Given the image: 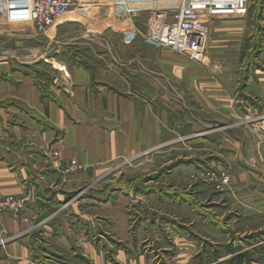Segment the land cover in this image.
<instances>
[{"label": "crops", "instance_id": "obj_1", "mask_svg": "<svg viewBox=\"0 0 264 264\" xmlns=\"http://www.w3.org/2000/svg\"><path fill=\"white\" fill-rule=\"evenodd\" d=\"M145 15L135 19L142 30ZM257 16L264 17V7ZM73 20L79 17L69 12L41 35L33 26L0 23V196H28L24 218L30 222L27 228L21 220L0 219V264H45L33 258L27 229L37 230L35 236L44 249L50 246L72 253L75 264H150L143 256L134 257L129 249L122 250L113 263L105 259L99 247L104 239L101 221L94 231L91 225L96 219L92 223L79 210L87 205L88 213L96 214L103 204L100 196L93 195L85 205L77 201L73 221L59 211L66 206L69 186L103 176L121 160L167 145L188 143L202 148L207 170L223 161L224 166L237 165L232 182L240 198L245 194L254 197L253 204L242 200L243 206L259 207L256 201L262 203L264 198L260 139L251 132L253 123L241 125L238 117L245 114L247 119L254 111L264 112L260 34L264 26H258V33L251 32L252 49L246 46L245 19L217 22L209 50L225 73L213 77L188 57L158 50L144 44L141 37L125 44L120 30L99 34L94 40L86 28L77 26L78 31ZM98 46L105 50L99 52ZM256 50L258 54H254ZM253 55L259 63L252 64ZM235 63L248 66L247 91L260 99L258 111L249 103L242 107L231 103L236 97L234 78L227 73ZM166 76L184 97V107L173 108L167 101L162 81ZM199 110L207 118L204 128L197 122ZM49 150H58L66 162L75 161L85 171L64 180L47 165ZM193 151L187 157L190 160L198 159L197 149ZM251 158L258 159L263 170L250 168ZM127 236L121 240L127 243L131 234ZM112 240L121 241L114 236ZM178 245L190 248V243Z\"/></svg>", "mask_w": 264, "mask_h": 264}, {"label": "rangeland", "instance_id": "obj_2", "mask_svg": "<svg viewBox=\"0 0 264 264\" xmlns=\"http://www.w3.org/2000/svg\"><path fill=\"white\" fill-rule=\"evenodd\" d=\"M263 7L264 0H249L248 15L244 19L247 27L248 42L246 46L251 48H255V42L251 41V32L254 31L257 33L261 31L264 46V28L259 31L258 27L264 26V17L257 16L259 9ZM70 13L79 17V20L72 21L73 24L92 32L94 40L100 38L99 34H105L108 31L115 34L114 30H130L128 22L118 20L112 0H75ZM147 16L148 14L144 18ZM226 20L238 21L237 19ZM226 20H216L211 24L208 43V61L211 65H220L221 71L213 74L207 67L196 62L213 77L223 75L225 70L220 62L212 59L215 58L213 55L211 57L209 50L211 31L213 26L220 24L217 22ZM259 21L261 22L259 23ZM11 26L17 28V26ZM79 30L80 28H78ZM109 37L116 40L114 35H109ZM110 38L107 41L111 44ZM143 43L145 44L144 41ZM98 47L99 52L105 50L104 47ZM154 48L162 51L168 50ZM258 53L259 50H256L254 54ZM253 58L254 55L250 57V60ZM252 61V64L259 63L258 58ZM262 63L264 62L262 61ZM247 68L248 66L245 64L239 67V64L235 63L232 65V71L227 73V76L232 75L234 78L232 87L236 97L231 103L241 107L249 103L257 109L260 99L247 91L249 78ZM253 70L251 69V72ZM57 80L59 79L54 82H58ZM163 80L167 101L171 107H184V97L177 86L167 76ZM250 108L253 107L246 109ZM258 113L264 114L259 111ZM258 113L254 111L251 115H259ZM244 121H246L245 114L240 115L238 117L239 124L242 125ZM197 122L202 128L208 124L206 116L200 110L197 113ZM249 127L253 134H257L256 124H251ZM195 149L198 151V159H188L187 157L191 153H195L193 151ZM201 149L188 143H181L174 146L167 145L133 159L121 160L113 164L103 176L69 186L68 190L71 192L69 195L67 194L68 198L65 200L67 207L64 206V210L61 209L59 213L66 216L68 221H73L71 213L76 211L73 206H76L77 201L85 205L93 195L100 196L103 204L96 214H91V210L89 214L87 205L79 207V210L85 215L87 214V218L89 217L92 223L93 219H96L93 224L95 227L91 225L94 231H96V227L100 228L97 224H99L98 220L101 221L104 239L102 243L99 241V247L103 249L101 252L105 254V259L110 263L118 260L117 257L120 256L122 250L129 249L134 257L143 256L150 261V264H264V249L262 250L264 244L260 249L259 247L253 248L254 245L264 242V198L262 197V203L256 201L259 207L251 209L244 207L242 200H250L253 204L254 197L245 194L240 198L239 191L232 182V176L238 173V166H224L225 161H223V163L216 164L215 169L207 170L204 158L206 152ZM54 152L60 154L58 150H49L46 153V163L51 168L47 156ZM61 159L67 163L62 157ZM254 160L257 162L254 163ZM249 165L252 169L263 170L264 168L259 166L256 158H251ZM81 168L77 173L68 176H63L58 170L57 172L66 180L85 171V167L81 166ZM209 171L215 172L219 179L223 176L227 177L228 184L221 186L219 183H211L202 179V173ZM2 197H17L29 202V197L23 195ZM24 210L18 219L7 215L0 219L6 217L23 222L26 219ZM56 216L58 215L52 217ZM37 226L34 225V228ZM27 233L32 236V246L35 251L33 258L37 262L45 264L76 263L72 253L60 249L59 251L50 246L44 249L43 242L38 239V235L37 238L34 237L37 230L27 229ZM127 234L129 236L131 234L130 237L127 236L129 237L128 244L125 240H121ZM111 236L121 241H113ZM95 239L92 237L94 243L98 242ZM180 243L185 245L190 243V248L179 246ZM133 256L131 257L133 258Z\"/></svg>", "mask_w": 264, "mask_h": 264}, {"label": "built area", "instance_id": "obj_3", "mask_svg": "<svg viewBox=\"0 0 264 264\" xmlns=\"http://www.w3.org/2000/svg\"><path fill=\"white\" fill-rule=\"evenodd\" d=\"M75 0H0V23L33 26L38 35L45 34L68 14ZM120 22H128L130 30L123 31L125 44H132L141 37L145 43L171 50L207 67L211 73L221 71L220 65L208 61L210 26L216 20L244 19L248 15L249 0H112ZM148 14L145 29L138 28L135 19ZM211 65V66H210ZM252 116V115H249ZM256 124L260 139V158L264 161V114L247 118ZM48 157L52 168L63 176L77 173L81 168L76 162H63L54 152ZM257 160H254V163ZM207 182L228 184V178L219 179L213 172L202 173ZM203 180V181H204ZM26 200L0 196V218L21 217ZM23 223L29 227L30 222Z\"/></svg>", "mask_w": 264, "mask_h": 264}, {"label": "bare ground", "instance_id": "obj_4", "mask_svg": "<svg viewBox=\"0 0 264 264\" xmlns=\"http://www.w3.org/2000/svg\"><path fill=\"white\" fill-rule=\"evenodd\" d=\"M67 17V14L64 16V17H62L59 21H58V23L61 21V20H63L64 18H66ZM57 23V24H58Z\"/></svg>", "mask_w": 264, "mask_h": 264}, {"label": "trees", "instance_id": "obj_5", "mask_svg": "<svg viewBox=\"0 0 264 264\" xmlns=\"http://www.w3.org/2000/svg\"><path fill=\"white\" fill-rule=\"evenodd\" d=\"M34 237H36V236H34Z\"/></svg>", "mask_w": 264, "mask_h": 264}]
</instances>
